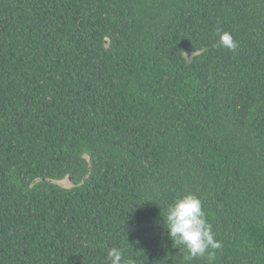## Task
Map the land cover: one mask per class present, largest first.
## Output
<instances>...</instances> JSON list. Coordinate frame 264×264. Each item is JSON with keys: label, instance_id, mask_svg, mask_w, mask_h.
<instances>
[{"label": "trees", "instance_id": "16d2710c", "mask_svg": "<svg viewBox=\"0 0 264 264\" xmlns=\"http://www.w3.org/2000/svg\"><path fill=\"white\" fill-rule=\"evenodd\" d=\"M189 193L221 247L186 261L163 224ZM113 247L264 264V0H0V264Z\"/></svg>", "mask_w": 264, "mask_h": 264}, {"label": "clouds", "instance_id": "9594fccd", "mask_svg": "<svg viewBox=\"0 0 264 264\" xmlns=\"http://www.w3.org/2000/svg\"><path fill=\"white\" fill-rule=\"evenodd\" d=\"M217 35L220 47L236 51L238 44L230 32L218 30ZM163 227L172 246L182 247L186 261L202 257L210 249L217 250L221 247L205 217L201 200L194 194H185L169 206ZM107 258L108 264H134L131 259L126 258L124 250L117 247L108 251Z\"/></svg>", "mask_w": 264, "mask_h": 264}, {"label": "rangeland", "instance_id": "374dc122", "mask_svg": "<svg viewBox=\"0 0 264 264\" xmlns=\"http://www.w3.org/2000/svg\"><path fill=\"white\" fill-rule=\"evenodd\" d=\"M60 185L65 187V188L70 187V185L67 182H62V183H60Z\"/></svg>", "mask_w": 264, "mask_h": 264}]
</instances>
